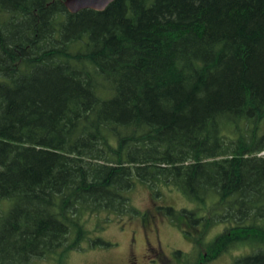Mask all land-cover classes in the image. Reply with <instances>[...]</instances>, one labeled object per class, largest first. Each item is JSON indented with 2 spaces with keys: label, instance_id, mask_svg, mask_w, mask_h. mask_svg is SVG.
<instances>
[{
  "label": "trees",
  "instance_id": "1",
  "mask_svg": "<svg viewBox=\"0 0 264 264\" xmlns=\"http://www.w3.org/2000/svg\"><path fill=\"white\" fill-rule=\"evenodd\" d=\"M63 1L0 0V264L110 246L137 183L227 223L184 264H264V0Z\"/></svg>",
  "mask_w": 264,
  "mask_h": 264
},
{
  "label": "rangeland",
  "instance_id": "2",
  "mask_svg": "<svg viewBox=\"0 0 264 264\" xmlns=\"http://www.w3.org/2000/svg\"><path fill=\"white\" fill-rule=\"evenodd\" d=\"M158 190L159 194L154 195L146 184L137 183L129 196L138 213L112 215L108 223L101 224L102 228L90 234V238L99 236L109 242L110 246L89 247L84 242L83 249L72 250L51 259H35L29 264H128L130 252L135 254L137 264H146L143 258L146 254V240L161 248L171 264H184V257L176 254L178 250L192 259L190 252L194 249V236L198 241L208 242L227 226V223L211 224L205 236L201 237L200 225H191L179 212L183 209L194 210L196 204L188 201L174 188L160 187ZM165 206L172 207L177 213L173 217L167 215L163 208ZM96 223L95 217L90 218L88 228L93 231ZM248 251L245 246L231 248L206 264H231L237 256Z\"/></svg>",
  "mask_w": 264,
  "mask_h": 264
},
{
  "label": "flooded vegetation",
  "instance_id": "3",
  "mask_svg": "<svg viewBox=\"0 0 264 264\" xmlns=\"http://www.w3.org/2000/svg\"><path fill=\"white\" fill-rule=\"evenodd\" d=\"M145 250H146V254L144 255L143 258L147 262L146 264H171L170 259L167 256H165L162 249L155 247L154 245L149 243L148 240H146ZM127 262L128 264H137L138 262L135 254L130 252L127 257Z\"/></svg>",
  "mask_w": 264,
  "mask_h": 264
},
{
  "label": "water",
  "instance_id": "4",
  "mask_svg": "<svg viewBox=\"0 0 264 264\" xmlns=\"http://www.w3.org/2000/svg\"><path fill=\"white\" fill-rule=\"evenodd\" d=\"M113 0H64L63 5L70 13H76L82 9L101 11Z\"/></svg>",
  "mask_w": 264,
  "mask_h": 264
}]
</instances>
